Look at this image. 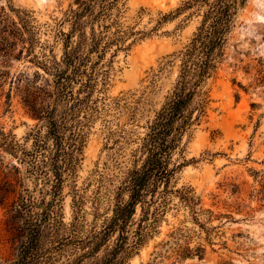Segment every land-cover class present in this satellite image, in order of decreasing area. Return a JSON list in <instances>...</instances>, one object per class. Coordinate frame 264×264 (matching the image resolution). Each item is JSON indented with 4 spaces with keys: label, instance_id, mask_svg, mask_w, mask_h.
Returning a JSON list of instances; mask_svg holds the SVG:
<instances>
[{
    "label": "rangeland",
    "instance_id": "rangeland-1",
    "mask_svg": "<svg viewBox=\"0 0 264 264\" xmlns=\"http://www.w3.org/2000/svg\"><path fill=\"white\" fill-rule=\"evenodd\" d=\"M184 1L119 0L104 22L102 58L92 64L88 94L76 84L80 100L67 114L65 134L73 144L51 213L55 244L65 243L62 258L72 250L70 240L110 214L113 188L135 140L174 82L177 53L199 18L176 12ZM76 5L0 0V126L26 150L33 141L29 133L41 126L24 99L50 103L53 84L42 64L61 59L70 30L65 11ZM204 92V113L182 137L181 154H173L179 166L170 182L199 201L198 222L194 208L170 193L158 222L123 264H264V0H246L239 10ZM0 156V185L7 180L15 192L24 186L42 194V180L19 154ZM5 218L0 205V257L11 253ZM198 244L205 246L201 257L194 254ZM186 247L190 256L176 255Z\"/></svg>",
    "mask_w": 264,
    "mask_h": 264
},
{
    "label": "trees",
    "instance_id": "trees-1",
    "mask_svg": "<svg viewBox=\"0 0 264 264\" xmlns=\"http://www.w3.org/2000/svg\"><path fill=\"white\" fill-rule=\"evenodd\" d=\"M118 1L77 0L75 7L65 11L70 30L63 55L59 61L42 64L53 84L51 101L42 105L35 96L24 99L28 113L41 126L29 133L33 139L31 148L26 150L0 126V152L19 154L16 157L28 164L27 171L39 177L44 186L42 194L35 196L24 186L15 192L7 180L0 185V205L5 208V230L11 247L8 257H0V264H123L158 222L173 192L184 205L194 208V220L198 222L199 201L170 185L179 166L173 154H181L182 137L204 113V85L223 59L246 0H185L176 8L177 13L189 10L186 16H198V24L177 53L174 82L135 140L128 165L113 188L110 214L84 237L70 240L72 250L65 258L61 252L65 243L55 244L51 213L63 182L64 163L72 150L73 136L66 135L65 129L67 114L80 100L74 86L77 84L79 90L91 86L92 64L102 58L100 48L107 25L104 22L111 18ZM261 186L264 188V184ZM9 195L10 202L6 201ZM177 251L180 257L192 254L188 247ZM204 251V245L194 246L198 257Z\"/></svg>",
    "mask_w": 264,
    "mask_h": 264
}]
</instances>
